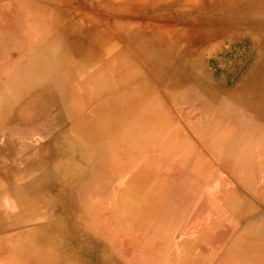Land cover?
Instances as JSON below:
<instances>
[{"label":"rangeland","instance_id":"rangeland-1","mask_svg":"<svg viewBox=\"0 0 264 264\" xmlns=\"http://www.w3.org/2000/svg\"><path fill=\"white\" fill-rule=\"evenodd\" d=\"M6 1L9 8H15L16 18L33 30L32 36L35 41L33 47L38 50V57L33 64L25 63L20 67L21 74L18 76L21 86L18 89L15 88L20 93V101L6 103L7 106H11L10 110H6V120H10L9 123L19 121L32 124L44 118L43 122L53 123L49 124L51 133L52 127L57 123L72 125L70 122L74 117L73 113L77 116L87 112L92 124H96L98 119L102 120V118L117 119V132L114 131L112 137L101 142L103 144L113 142L112 146L115 143V146H123L122 141H124L125 145H131L135 141L133 136L137 134L134 131L136 129L140 131L142 127L153 129L155 134L152 143H161L159 149L143 156V159L151 161V165L149 168H140V171L146 172V176L144 180H140L138 187L136 180L130 186L128 180L141 164L138 159L142 151L134 159L128 160L131 161L130 166L128 164L112 170L109 176L104 174L103 177H106L104 182L97 180V170L93 166L94 159H90L83 165L84 169L78 185L73 188L65 185L64 191L57 190L50 194L53 197L64 196L63 202H71L79 207L81 232L85 231L89 238V241H85L84 244L83 258L86 263L93 264L95 259L99 258L96 254L100 253L101 244L106 243L108 251L109 243L125 244L126 233L133 234L131 237L134 254L138 252L148 254L164 263H168V259L173 258L174 253L178 251L175 235L184 232V228L192 220L186 222V217H181L177 221H171V226L166 224L161 226L159 223L165 220L161 214L166 189L164 183L174 171L173 166L184 159L186 148L189 146L186 139L197 141L196 151L201 154L196 155L194 152L195 155L191 156L190 166H193L191 174L201 180L205 179L197 187L198 189L208 182L212 200L211 208L214 212L216 211L213 212L214 214L209 211L204 217L193 220L198 222L194 224L198 229L206 226L207 217H214L213 227L215 229L219 227L220 224L216 222L221 220H217L216 217L230 215L228 202L231 204L230 207H236L239 201L244 200V196L249 194V190L254 188L256 184L254 173L257 167L255 149H250L251 164L246 173H241L236 164L220 154L209 153V156H213L210 158L201 151V147L205 144L202 137H198L202 125L194 124L193 115L187 116V108H181L168 100L165 105L169 110L167 113L170 119L164 117L160 120H146L144 115H148V110L141 114L140 109L146 104L153 103L157 98L164 100L162 95L155 92L151 95L138 93L137 96H129L128 92H131L134 87L135 80L119 83V79L123 78L122 72L130 68L144 73L147 78L155 79L151 69L155 59L150 52L164 40L168 54L175 55L182 68L195 73L196 78H200L205 84H199V89L207 87L208 90H215L216 96L224 102L227 98L230 99L227 103L235 107L241 101L255 99L258 103L257 107L264 110L262 103L264 100V50L261 52V49L256 47L257 42L264 39V0ZM234 14L241 17L233 19L231 16ZM8 16L13 17V14ZM227 24L236 27L238 31L224 30V36L218 39V33L214 31L224 28ZM200 30L204 34L208 33L211 39L201 43L200 46L188 45L181 49L179 45L181 39L189 36L196 38ZM150 32L153 33V37ZM155 37L159 41L153 42ZM30 48L32 47L23 48L22 52ZM111 62L116 69L108 66ZM87 63H89L85 66L89 68L87 73L78 76L77 65ZM82 73L78 72V74ZM95 75L104 76L107 85L105 88L97 89L93 95L94 98L87 101L86 80ZM14 81L12 79L11 84H14ZM116 81L120 86L113 88ZM193 81L181 85L175 93H179L184 88L194 87ZM151 83L157 85L156 82ZM210 96L214 98L213 95ZM158 103H160L159 100L152 105L157 106ZM241 110L244 113L241 112L240 118L250 115L252 125H264V111L263 113L250 112L246 115L248 108ZM14 111L18 116H14L16 118L11 120L10 115L12 112L14 114ZM52 111L55 121L51 117ZM119 142L122 143L118 144ZM255 147L260 149L259 144ZM37 157L40 159L37 154L33 159L36 160ZM187 163L188 161H185L179 166L182 175L177 181L183 184L179 201L190 204V201L194 202L196 198L192 201L190 196L194 193L193 190L184 187L185 175L189 168ZM152 165L155 168L151 167ZM45 169L39 171L35 178L40 182L39 187L42 192L45 187L50 192L59 187L58 183L50 180L51 183L46 184L47 177L44 179L43 175L48 172L47 175L56 177L57 172L53 167H45ZM14 176V173L11 174V177L16 180ZM22 179L24 183L29 177ZM243 179L246 192L241 185ZM122 190L126 191L125 194L119 195ZM124 197L127 198V202L120 201V199L124 200ZM80 198H83L85 202ZM58 201L61 203L62 199L59 198ZM30 202L32 201L26 202L25 207L28 205L33 207L35 203ZM56 202L57 200H53L54 209H56ZM23 220L27 223L25 219ZM40 222L43 225L46 224L45 220ZM186 231H190V228ZM154 232H156L155 236L152 235ZM47 236L48 234L45 233L44 237L47 238ZM150 244L152 245L149 246ZM40 245L37 244V247ZM186 248L188 245H185L182 251ZM101 258L104 261L105 256L102 255ZM182 260H185V256Z\"/></svg>","mask_w":264,"mask_h":264},{"label":"bare ground","instance_id":"bare-ground-1","mask_svg":"<svg viewBox=\"0 0 264 264\" xmlns=\"http://www.w3.org/2000/svg\"><path fill=\"white\" fill-rule=\"evenodd\" d=\"M231 17L233 19L236 18L239 19L241 16L234 14ZM224 30H226V32L238 31L236 27H232V25L227 24L224 28L221 27L214 31L218 33L217 36L218 39L224 36ZM150 34L153 37V33L150 32ZM195 37L196 38L189 36L182 38L179 43L181 49L187 47L188 45H190L191 47L200 46L201 43H204L211 39V36L208 33L204 34L203 32H201V30L199 33L196 34ZM154 40L152 41L153 42L159 41L157 37H155ZM159 44L161 46H159ZM159 44L153 47L150 52L152 58L155 59V64H153L151 68L152 73H154L153 77L155 79L147 78V76L144 73L130 68L122 72L123 78L121 80L119 79V83L121 82L129 83L130 81L135 80L134 87L131 89V92H128L129 96L131 95L137 96L138 93H141L142 95H149V94L151 95L155 92L159 93L160 96L162 95L164 100H160L158 98L154 100V102L157 100L160 101V103H158L157 106L152 105L154 103L153 102L146 104L144 108L140 109L141 114L146 113L148 110V115L147 114L144 115V118L146 120H156V119L160 120L164 117H168V119H170L171 117L168 116L167 113L169 112V110H167L168 108H166L165 105L168 103V100L174 102L177 106L181 108H185V109L187 108L188 109L187 116L190 117V114L193 115L194 124L200 123L202 125V130L200 131V134H198V137L201 136L202 141L205 144L203 147H201V151L204 152L205 155H208L209 153L212 155H215V153L218 155L220 154L224 158L229 159L231 162L236 164L238 170L241 173H246V171H248V166L251 164L250 149H256L255 146L259 144L260 149L258 150L256 149V150L258 152H264V146H263L264 125L263 126L252 125L251 124L252 117H249L250 115L247 114L250 112L259 113L264 110H262L260 107H257L258 103L256 102L255 99H249L246 102L241 101L238 104V106L235 107L234 105L227 103V101H229L230 99L227 98V101L225 100L224 102L220 99V97L216 96L215 90H208L207 87L199 89V84H204L201 81V79L196 78L195 73H193L192 71H189L186 68H182V66H180V64L176 60L175 55L168 54L167 51L168 48L164 40H162L161 43ZM257 44L256 47L260 48L262 52L264 50V39L258 41ZM88 64L89 63L83 65L82 64L77 65L78 67L80 66L78 72H83L82 74H78L77 72L78 67H76V73L78 76L87 73V70L89 68L87 69V67L85 66H87ZM89 66H91V64ZM108 66L110 68L116 69V67L114 66V64H112V62ZM185 66H187V64ZM253 69L256 68L253 67ZM71 72L75 74V72L73 71ZM136 76L137 78H134ZM192 80H194L192 82L194 87L184 88L179 93H175V91L179 89L181 85L187 82L189 83V81ZM151 82H156L157 85L153 83L155 85L154 86ZM106 85L107 82L106 79H104V76L95 75L88 78L86 80V87H88V94L86 95V100L91 101L94 98L93 95L94 93H96V90L99 88H105ZM117 86L120 85H118L116 81V85H113V88H117ZM210 95H213L214 98H212ZM229 98H231V96ZM262 103L264 104V100L262 101ZM160 104L161 106H159ZM242 108L244 109L248 108V111L245 112V114L248 117L240 118V116H242L241 112H243L241 110ZM88 115L89 114H87V112L85 114H81L77 116L75 115V113H73L74 117L71 119L72 122H70L72 123V125L66 126V123L63 124L57 123L55 125L56 128H54L55 126L52 127L54 128V130L50 133V135L47 136V139H44V141H41L40 144H37L38 149H40L38 153L42 157H40L39 161L37 160L35 162V166H34V171H36L34 172L35 180L28 181L27 184H25V186L31 188V190H34L33 191L34 193H36V191H39L40 193L33 199L27 198L26 201L24 202L45 200L44 197L42 198V196L47 197L48 193L49 194L51 192L55 193L57 190L64 191L63 187L65 185H69L72 188L75 187L76 185H78L80 177L82 175V170L84 169L83 165H85L86 162L89 161L90 159H94L93 166H95L94 169L97 170L96 173L98 175L97 180L104 182L106 179V177H103L104 174H107L109 176L112 170L113 171L117 170L119 169V167L122 168L124 166H127L128 164L130 166L131 161L128 160L134 159L135 157L138 156V153L142 151L141 156L138 159L140 160L141 164L138 166L139 168L133 173L131 178L128 180V185L129 186L130 184L132 185V182L136 180V184L138 187L140 185V180L141 179L144 180L146 176V172L143 170L140 171V168L142 167L149 168V166L151 165L150 163L151 161L149 159L148 160L143 159V156L151 152L153 153L155 150H157V148L159 149L161 147L160 145L161 143H152L155 134L153 129L146 127H142L143 129L140 131L139 129H136L134 133L137 132V134L135 136L132 135L135 138L133 144L125 145V142L122 141L123 146H115L116 143L113 144L112 146L113 142H111L110 144L105 142L103 144L101 142L112 137L114 131L117 130L116 127L117 119L113 120L111 118L108 120L107 118L105 119L102 118V120L98 119V122L96 124H92ZM51 117L52 120L55 121L56 118L53 115V111L51 112ZM15 118L16 117L12 116L10 119L12 120ZM20 118L23 117L20 116ZM17 119L19 118L17 117ZM190 122L192 123V121ZM86 123L88 124L86 125ZM186 140L188 141L189 146H187L186 148L185 151L186 155L184 159L181 160V163H177L176 165L173 166L174 171H172V173L166 178L164 183L166 184L165 185L166 189L164 190L165 192L164 206L161 214L165 218V220L159 223L161 226L165 224L171 226V221H177L181 217L183 218L186 217V222H188L190 220L193 221L195 219L204 217L209 211H211V213L214 212L213 209L211 208L212 200L210 198L211 196H210L208 182L198 189L197 187L200 186L201 182L205 181V179L201 180L199 177H193L191 174L192 173L191 169L193 168V166H190V158L192 155H195L194 152L196 153V155L201 154L196 151L197 141L194 140L191 141L188 139ZM122 142H119L118 144ZM209 157L213 158V156H209ZM185 161H188L187 165L189 168L185 175L184 187H186V189L188 190L191 191L193 190L194 193L190 196L192 197L191 199L192 201L193 199L196 198V201L194 202L190 201V204H188L189 202L182 203L179 201V198L181 197L180 194L183 192L182 189L183 184L177 181L179 179V176L182 175L179 166L183 165ZM19 162L21 163L22 168L24 167L23 169L25 170L33 169L31 165H27L28 163L26 160L21 159ZM31 163L32 162H30L29 164ZM45 167L56 168L55 170L57 172L56 177L54 176L51 177L47 175L48 172H46L43 175L44 179L45 177H47L46 184H49L50 180L53 183L56 182L58 183L59 187L55 188L53 191L50 192L48 191L47 187H45L44 192H42V190L39 187L40 182L35 178V175H38V172L44 170ZM151 167L155 168V166L153 165ZM11 169L13 171L21 170L18 167V165L13 166ZM15 181L16 180L13 179L11 175L8 176L7 173L0 175V186H4L6 189L14 186L16 184ZM125 192H126L125 190H122L120 191L119 195H124ZM63 197L64 196H55L51 198L52 200H57V201L59 200V198H61L62 202L58 203L57 208L52 211L51 213L52 219L50 222H46L45 225L41 224L40 222L41 220H44L42 215L44 213V210H46L45 207L41 209V205L39 204L36 205L38 206L36 208H33L32 206H28V207L26 206L23 208L24 211L26 210L25 208H27L28 212H27V216L25 218L23 217L22 219H25L27 223H31V229L29 233H32L33 235L35 234L38 235L37 232L39 230H43V232L47 233L48 236L52 235L55 238L60 237L61 239L60 242L61 243L64 242V246H67L68 244L71 243L73 244L78 243L79 236H81L82 233L79 225L80 210L79 207H77L75 204L71 202L70 203L63 202L64 201ZM68 198H69V194H68ZM83 198L80 199L85 202ZM120 201L127 202V198L124 197V200L120 199ZM230 206L231 204L228 207L230 209L229 213L234 217L242 216L246 212V209H243L241 207L238 206L230 207ZM48 236L47 238H49ZM84 238L86 241L87 240L89 241L87 235ZM37 242L38 245L41 244V242L39 241ZM42 245L43 244H41L40 246Z\"/></svg>","mask_w":264,"mask_h":264},{"label":"crops","instance_id":"crops-1","mask_svg":"<svg viewBox=\"0 0 264 264\" xmlns=\"http://www.w3.org/2000/svg\"><path fill=\"white\" fill-rule=\"evenodd\" d=\"M8 14H13V17ZM32 31L28 25H24L16 18L15 8H9L6 0H0V175L14 173L16 177L14 186L8 189L0 186V264H91L86 263L83 258L86 241L84 237L87 235L85 231L79 236L78 243L64 246V242L61 243L60 239L52 235L45 238L43 230L37 232L39 235L29 233L31 223H25L22 219L28 212L27 208L23 210L26 203L24 201L27 198L33 199L40 193L39 191L34 193V190L25 184L34 180L36 172L34 166L39 157L36 160L33 157L35 154L42 157L38 153L37 144H40L38 141L47 139L50 133L49 126L53 124L43 122L44 118L32 124L19 121L11 124L10 120H6V110L11 109L6 103L20 101L17 89L21 86L18 76L21 74L19 72L21 65L33 64L38 57V50L33 47L35 41ZM29 46L32 48L24 50L23 53V48ZM12 79L15 80L14 84H11ZM10 116L17 115L14 111ZM256 149L257 167L254 173L256 184L249 190V194L244 196V200L241 199L237 204L238 207L246 209L245 214L238 217L232 215L216 217L217 220H221L216 222L220 224L216 229L213 227L214 217H207L206 226L200 229L194 225L198 223L197 221L188 222L185 231L175 235L178 251L174 253L172 259H168V263L157 261V258L148 254L140 252L134 254L131 237L133 234L126 233L125 244L109 243V251L106 243L101 244L100 253L96 254L99 258H96L93 264H264V152H258ZM21 159L26 160L28 163L26 164L31 165L33 169H23L19 162ZM30 162L32 163L29 164ZM15 165L21 169L16 171L17 173L11 169ZM23 177L29 179L23 183ZM241 185L246 192L244 179ZM50 194L48 193L47 197L42 196L45 200L30 202L35 203L33 208L37 203L41 205V209L45 207L42 216L46 222L51 221V211L55 210V203L51 199L53 195L50 197ZM229 205L230 202L227 207ZM187 228H190V231H186ZM155 233L152 235L155 236ZM37 241L43 245L37 247ZM185 245H188V248L182 251ZM102 255L105 256L104 261L100 259Z\"/></svg>","mask_w":264,"mask_h":264}]
</instances>
